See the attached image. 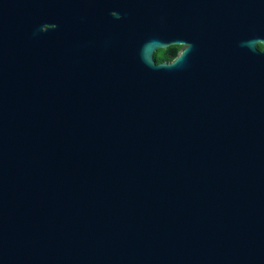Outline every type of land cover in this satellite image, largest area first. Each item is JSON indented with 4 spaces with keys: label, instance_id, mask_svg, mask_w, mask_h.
<instances>
[{
    "label": "water",
    "instance_id": "water-1",
    "mask_svg": "<svg viewBox=\"0 0 264 264\" xmlns=\"http://www.w3.org/2000/svg\"><path fill=\"white\" fill-rule=\"evenodd\" d=\"M0 264H264V0H0Z\"/></svg>",
    "mask_w": 264,
    "mask_h": 264
},
{
    "label": "flooded vegetation",
    "instance_id": "flooded-vegetation-1",
    "mask_svg": "<svg viewBox=\"0 0 264 264\" xmlns=\"http://www.w3.org/2000/svg\"><path fill=\"white\" fill-rule=\"evenodd\" d=\"M188 45L189 44L186 43V44H174V45L170 46L169 48H171L172 51L169 54V60H167V62L175 61L176 58L188 47Z\"/></svg>",
    "mask_w": 264,
    "mask_h": 264
},
{
    "label": "trees",
    "instance_id": "trees-1",
    "mask_svg": "<svg viewBox=\"0 0 264 264\" xmlns=\"http://www.w3.org/2000/svg\"><path fill=\"white\" fill-rule=\"evenodd\" d=\"M258 48L262 50V45H259ZM171 48H168L166 50H159L155 53V59L157 63H161L164 61L169 60V54L171 53Z\"/></svg>",
    "mask_w": 264,
    "mask_h": 264
}]
</instances>
